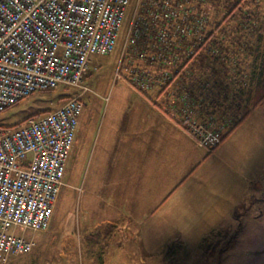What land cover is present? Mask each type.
Instances as JSON below:
<instances>
[{"label": "rangeland", "instance_id": "rangeland-1", "mask_svg": "<svg viewBox=\"0 0 264 264\" xmlns=\"http://www.w3.org/2000/svg\"><path fill=\"white\" fill-rule=\"evenodd\" d=\"M135 2L136 0H131L114 51L108 56L92 59L82 81L86 88V91H82V104L84 107L93 106L97 110L91 115L94 126L92 143L98 138L109 136L108 130L115 124L126 122V116L123 114L130 111L125 109L136 105L130 98L132 95L125 93L132 88L129 82L133 78L141 74L153 77L156 65L161 61L164 67L163 75L171 74L174 62L182 58L183 53L189 52V49H166L162 52L143 49L140 45L142 38L138 43H134L136 35L134 29L129 28V23ZM260 3L264 12V0ZM247 38L252 39L250 33ZM216 54L219 55L217 51ZM241 55L244 56L243 52ZM246 59L241 68L248 70L250 59ZM211 84L215 83L209 81L208 85ZM216 91L212 90L213 93ZM78 93V88L63 87L33 93L0 111V127H14L28 117L54 110L63 103L65 97ZM173 115L183 122L181 111H175ZM241 145L245 152L238 149ZM194 146L190 149L192 160L197 158L198 163H201L184 182L179 191L181 194L173 195L169 202L170 205L182 203V206L176 210L170 209V217L163 215L164 206L156 209L152 225H147L155 226L160 232H166L164 237L170 241L163 240L162 236H154L144 241L135 236V231L121 229L114 232L107 241L105 233L101 235L100 241L91 242L86 238L81 251L76 254L62 253L58 242L60 236L75 232L78 217H81L77 208L79 195L72 196V190L64 186L46 229L33 231L22 227L14 228L15 236L31 241V251L19 256L0 255V264H264V105L254 109L236 134L225 141L222 148L216 147L218 151L213 149L208 153L206 149L197 147L196 144ZM93 152L94 145L91 144L85 161L74 163V171H77V174L82 172V181L90 170L89 155ZM207 153L206 159L201 161L202 156ZM233 153L236 156L248 155L251 158L248 167H241L239 164L224 167L223 160H227L228 155ZM178 158L179 155L175 156L169 161L170 166L165 168V173L171 178L183 173V164L186 161ZM71 162L72 155L69 164ZM175 166V171L172 172ZM72 172V167H68L63 184L69 182ZM249 182L251 186L247 187V193L246 186ZM199 187L215 188L217 193L201 195L202 200L192 202L181 200L187 197L184 193L188 189ZM219 188L223 193L218 192ZM161 189L166 187L163 185ZM218 194L224 196V199L220 201L221 197H218V201L213 204L204 199L207 196L211 200V196ZM232 212L233 215L235 213L234 216ZM98 230L99 233L103 232L100 227ZM168 249L173 250L171 257L164 256Z\"/></svg>", "mask_w": 264, "mask_h": 264}, {"label": "built area", "instance_id": "built-area-1", "mask_svg": "<svg viewBox=\"0 0 264 264\" xmlns=\"http://www.w3.org/2000/svg\"><path fill=\"white\" fill-rule=\"evenodd\" d=\"M193 1L201 0H136L132 41L142 38L141 48L158 52L188 49L187 40L203 24ZM130 4L0 0V111L36 92L80 89L54 110L0 127V255L31 251V241L15 236V227L39 231L49 225L86 91L83 78L92 59L114 51ZM145 5L154 10L144 14ZM137 81L144 85L131 80ZM180 111L181 128L196 146L209 152L221 143V128L193 119L186 105Z\"/></svg>", "mask_w": 264, "mask_h": 264}, {"label": "crops", "instance_id": "crops-1", "mask_svg": "<svg viewBox=\"0 0 264 264\" xmlns=\"http://www.w3.org/2000/svg\"><path fill=\"white\" fill-rule=\"evenodd\" d=\"M181 59L174 62L175 65L180 63ZM189 63H185L183 68H186ZM161 64H163L162 61L156 65V73L153 77L146 74L137 75V80H141L144 84L142 87L138 81L129 82L132 88L125 93L135 96V98L132 96L130 98L136 105L125 109L130 111L128 114H123L126 116V122L122 121L112 128L108 127L109 136L98 138L92 143L91 136L94 126L91 122V115L97 110L93 106L84 107L82 104L64 176L70 166L73 172L69 182L63 184L58 193L59 196L62 188L67 186L72 190V196L73 194L79 195L77 208L81 212V217H78L75 232L60 236L58 242L59 248L63 250L62 253L76 254L81 251L82 243L86 242V238L91 242L98 241L105 233L107 241L114 235V232L121 229L135 231V236L144 241L154 236H162L163 240L170 241L164 237L166 232H160L155 229V226L147 225H152L156 209L164 206L163 215L170 217V209L176 210L182 206V203L170 205L171 197L181 194L179 191L184 182L201 163H198L197 158L192 160L190 149L195 143L193 144L192 139L183 131L178 123L180 119L176 118L173 113L180 112V108L186 105L192 112L190 116L195 117L199 122H204L209 115L213 114H209L210 110L212 112L211 108L196 104L199 99L206 100L207 98L206 92L200 90L202 87L198 84L201 82L200 79L185 76V69L174 73L176 70L173 68L170 71L171 74L163 75L164 67ZM192 99L196 100L193 105L191 104ZM250 116L251 113L217 148H222L223 143L232 138L240 125ZM222 119H215L212 126H222L221 130L225 132L230 127V120L227 118V122H224ZM101 139L104 140L101 141ZM91 144L94 145V152L89 155L90 170L82 181V172L79 171L77 174V171H74V163L85 161ZM238 149L245 152L242 145ZM70 155H72V162L69 164ZM177 155H179L178 159H183L186 163L183 164V173L171 178L165 173V168L170 166L169 161ZM207 156L208 153L202 156L201 161ZM249 160L251 158L248 155L236 156L233 153L228 155L227 160H223V164L224 167H234L239 164L247 168ZM176 166L171 170L172 172L175 171ZM163 185L166 187L164 190L161 189ZM250 186L251 182L247 183V193H249L247 187ZM218 192L223 193L221 188ZM216 193L215 188H192L184 193L187 197L181 200L192 202L202 200L201 195ZM195 196L201 197L195 198ZM218 197H221L220 201L224 199V196L219 194L211 196V200L207 196L204 199L213 204L218 201ZM234 215L232 212V216ZM181 218L184 219V217ZM99 227L103 232L99 233ZM146 248L149 249L147 246ZM172 251L168 249L164 256L171 257Z\"/></svg>", "mask_w": 264, "mask_h": 264}, {"label": "trees", "instance_id": "trees-1", "mask_svg": "<svg viewBox=\"0 0 264 264\" xmlns=\"http://www.w3.org/2000/svg\"><path fill=\"white\" fill-rule=\"evenodd\" d=\"M260 1L201 0L191 3L192 9L203 15L201 33L189 37V52L183 53L173 70L175 73L185 69V76L201 80L198 84L202 85L200 90L206 92L207 98L199 99L196 104L211 108L209 114H213L201 123L212 125L218 118H223L224 122L227 118L230 120L229 129L221 130V142L254 109L264 105V12ZM149 10L154 7L145 5L142 12L146 14ZM249 33L252 39L247 38ZM241 52L250 59L248 70L241 68L247 60L240 56ZM185 63L189 65L183 68ZM209 81L215 84L208 85ZM194 101L192 99V105ZM178 123L181 126L182 122Z\"/></svg>", "mask_w": 264, "mask_h": 264}]
</instances>
